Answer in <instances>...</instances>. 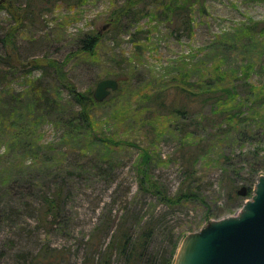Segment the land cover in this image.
<instances>
[{
    "label": "rangeland",
    "instance_id": "374dc122",
    "mask_svg": "<svg viewBox=\"0 0 264 264\" xmlns=\"http://www.w3.org/2000/svg\"><path fill=\"white\" fill-rule=\"evenodd\" d=\"M85 35L98 38L91 52ZM6 51L0 264L48 249L81 264L94 229L111 228L104 250L122 218L133 235L151 229L148 255L173 264L188 234L236 216L264 176V0H0ZM102 79L118 87L96 102ZM71 88L89 95L86 109ZM176 88H231L235 100L197 101L182 119L171 99L151 101Z\"/></svg>",
    "mask_w": 264,
    "mask_h": 264
},
{
    "label": "trees",
    "instance_id": "16d2710c",
    "mask_svg": "<svg viewBox=\"0 0 264 264\" xmlns=\"http://www.w3.org/2000/svg\"><path fill=\"white\" fill-rule=\"evenodd\" d=\"M14 33L15 29H11L7 32L6 36L3 39L4 46L5 44L8 47L12 46L15 37ZM97 42V36L85 35L79 40V49L81 51L91 52ZM6 55L7 51L5 55L0 54V60H6ZM51 62L53 63V61H47L48 64ZM70 92L72 93L75 101L83 107V110L86 109L91 103L89 95L77 92L73 88H71ZM36 93L41 97V93H43V91L41 92V90H38ZM221 94H224L225 96H222ZM151 97V101H153V103L157 104L158 106H167L169 103L167 100L171 99L168 106L170 108V112H172V114L176 115L179 118L185 119L187 116V112L189 111L188 109L193 103L197 101H201L203 103L210 102L212 104H220L221 101L232 102L233 100H235V93L231 88H225L220 91H211L207 92V94H193L191 92H186L182 88H176L175 91L171 92H157ZM42 99H48V97L44 95ZM238 108H241V105ZM79 117L85 121V119H87V114L80 113ZM262 170L264 171V167L262 168ZM185 195L186 194L182 196L181 193L177 195V201L185 198ZM56 204L57 202L55 201V199H51L49 201L47 200V210H51L55 207ZM110 229L111 228L108 225L105 227L98 226L94 229L92 234L85 241V251L81 264H112V257L114 253H117V256H119V258L121 259V264H170V259L169 261L163 260L162 262H159L157 256L148 255L147 251L150 238L152 236V230L143 229L137 235H133L130 228L127 226V220H125L124 218H122L116 225V228L111 235L110 242H108L104 250H102V243L100 241V238L103 233L106 235L110 231ZM49 252H51L49 249L47 251L43 250L31 260L30 264H64L62 259L57 261L56 259L49 258Z\"/></svg>",
    "mask_w": 264,
    "mask_h": 264
},
{
    "label": "water",
    "instance_id": "95a60500",
    "mask_svg": "<svg viewBox=\"0 0 264 264\" xmlns=\"http://www.w3.org/2000/svg\"><path fill=\"white\" fill-rule=\"evenodd\" d=\"M118 83L97 82L92 97L107 98ZM245 188L238 194L245 195ZM173 264H264V176H259L253 195L236 216L208 222L182 241Z\"/></svg>",
    "mask_w": 264,
    "mask_h": 264
}]
</instances>
